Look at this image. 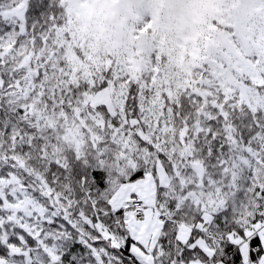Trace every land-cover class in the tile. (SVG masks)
<instances>
[{
  "label": "snow or ice",
  "instance_id": "obj_1",
  "mask_svg": "<svg viewBox=\"0 0 264 264\" xmlns=\"http://www.w3.org/2000/svg\"><path fill=\"white\" fill-rule=\"evenodd\" d=\"M0 264H264V0H0Z\"/></svg>",
  "mask_w": 264,
  "mask_h": 264
}]
</instances>
